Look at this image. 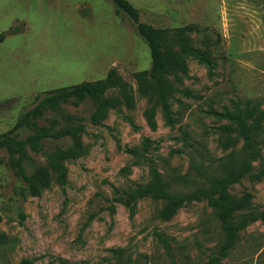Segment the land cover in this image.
<instances>
[{
  "label": "rangeland",
  "instance_id": "1",
  "mask_svg": "<svg viewBox=\"0 0 264 264\" xmlns=\"http://www.w3.org/2000/svg\"><path fill=\"white\" fill-rule=\"evenodd\" d=\"M127 1L139 22L154 28L193 26L192 45L210 51L211 74L185 57L187 73L174 82L170 99L172 126L158 108L155 128L147 125V97L138 93L135 74L149 69V48L109 0H0V35L6 36L0 42V134L37 94L104 79L111 69L133 95L132 106L108 110L98 125L89 121L90 100L61 105L84 131L79 149L64 161V183L49 171L51 180L37 195L29 194L0 148V264H264V221L239 229L223 256L225 237L205 198L187 200L163 219L162 201L137 193L156 178L177 195L208 190L229 156H238L240 138L221 148L219 128L226 122L215 113L246 102L264 111V0ZM104 97L120 96L113 90ZM144 140L150 141L146 152ZM25 152L27 173L47 167L39 153ZM253 165L264 167V144L260 165ZM227 191L236 199L249 196L254 214L264 212V178H243Z\"/></svg>",
  "mask_w": 264,
  "mask_h": 264
},
{
  "label": "trees",
  "instance_id": "2",
  "mask_svg": "<svg viewBox=\"0 0 264 264\" xmlns=\"http://www.w3.org/2000/svg\"><path fill=\"white\" fill-rule=\"evenodd\" d=\"M109 1L113 4L116 15H125L133 22L138 35L149 48L151 58L149 69L135 74L138 93L147 97L148 107L143 112L147 125L151 129L155 128V109L158 108L165 123L172 126L174 118L170 99L177 90L174 82H179L180 76H185L187 73L185 57L196 59L211 74L214 63L210 51L192 45L189 34L194 31L193 26L186 25L173 30L154 28L139 22L138 10L127 0ZM9 34H15L14 30L10 29ZM5 37V34H1L0 42ZM113 90L117 92L119 98L104 97L107 91ZM84 100H90L93 106L89 121L98 125L105 118L108 110L115 109L121 104L132 106L133 95L130 86L114 69H111L104 79L81 82L37 94L31 107L17 117L12 128L0 134V148L8 153L11 168L25 184L29 194L37 195L41 189L48 186L51 180L49 171L54 174L58 184L64 183L67 174L64 161L71 158L79 149V135L83 133L84 126L75 116L63 112L61 105L78 106ZM47 115L52 117L46 118ZM215 115L226 122L219 128V144L222 149L235 145L239 138L242 140L238 156L234 154L229 156L231 163L225 173L222 176L214 175L209 180L208 190L197 189L187 195L170 193L159 178L146 186H140L137 193L139 196L150 195L161 200L163 206L159 215L163 219L171 218L185 201L205 198L214 210L225 237L221 247V255L224 256L236 243L239 229L258 219L264 221V212L253 213L249 196L236 199L227 191L229 185L243 178H264V167L257 171L253 165L254 162H259L260 165L261 144H264V111L256 104L246 102L242 106L224 108ZM24 132L28 133L22 135ZM182 136L186 141L187 134L183 133ZM56 141H68L69 144L64 148L53 146L49 148L48 143ZM149 145L150 141L144 140L141 151L146 152ZM25 147L39 153L46 160L47 167L37 166L32 172L27 173L24 166L27 159ZM128 151L132 157L137 159L142 157L137 149ZM241 211L245 213L238 215ZM236 216L239 217V222H235Z\"/></svg>",
  "mask_w": 264,
  "mask_h": 264
}]
</instances>
